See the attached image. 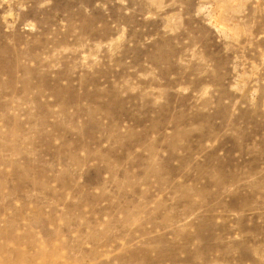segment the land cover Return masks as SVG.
Returning <instances> with one entry per match:
<instances>
[{
  "label": "rangeland",
  "instance_id": "rangeland-1",
  "mask_svg": "<svg viewBox=\"0 0 264 264\" xmlns=\"http://www.w3.org/2000/svg\"><path fill=\"white\" fill-rule=\"evenodd\" d=\"M0 264H264V0H0Z\"/></svg>",
  "mask_w": 264,
  "mask_h": 264
}]
</instances>
